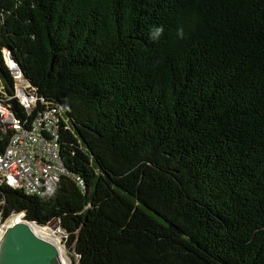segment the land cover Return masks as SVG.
I'll list each match as a JSON object with an SVG mask.
<instances>
[{
  "label": "trees",
  "instance_id": "trees-1",
  "mask_svg": "<svg viewBox=\"0 0 264 264\" xmlns=\"http://www.w3.org/2000/svg\"><path fill=\"white\" fill-rule=\"evenodd\" d=\"M4 52L68 175L2 220H57L71 264H264V0H0L11 94Z\"/></svg>",
  "mask_w": 264,
  "mask_h": 264
},
{
  "label": "built area",
  "instance_id": "built-area-1",
  "mask_svg": "<svg viewBox=\"0 0 264 264\" xmlns=\"http://www.w3.org/2000/svg\"><path fill=\"white\" fill-rule=\"evenodd\" d=\"M3 58L13 88L8 93L0 81V186L43 198L68 175L59 149L60 115L36 94L10 55L4 52ZM6 221L0 211V228Z\"/></svg>",
  "mask_w": 264,
  "mask_h": 264
},
{
  "label": "water",
  "instance_id": "water-1",
  "mask_svg": "<svg viewBox=\"0 0 264 264\" xmlns=\"http://www.w3.org/2000/svg\"><path fill=\"white\" fill-rule=\"evenodd\" d=\"M13 216L22 218L23 215H11ZM30 225L41 228L47 226L22 219L5 229L0 239V264H57L54 246L37 236Z\"/></svg>",
  "mask_w": 264,
  "mask_h": 264
},
{
  "label": "bare ground",
  "instance_id": "bare-ground-1",
  "mask_svg": "<svg viewBox=\"0 0 264 264\" xmlns=\"http://www.w3.org/2000/svg\"><path fill=\"white\" fill-rule=\"evenodd\" d=\"M21 220H22L21 216H16V217L13 216L9 218L0 228V239L7 227L11 226L14 223L21 222ZM30 227L34 230V233L37 236L48 240L54 246L55 249L54 259L57 264H68L63 249L59 243V240L56 237H54V232L52 229H50L49 227H44V228L33 227V225H30Z\"/></svg>",
  "mask_w": 264,
  "mask_h": 264
},
{
  "label": "rangeland",
  "instance_id": "rangeland-1",
  "mask_svg": "<svg viewBox=\"0 0 264 264\" xmlns=\"http://www.w3.org/2000/svg\"><path fill=\"white\" fill-rule=\"evenodd\" d=\"M46 227H49L50 229L53 230L54 232V237H56L59 240V243L63 249V252L65 254L66 260L68 264H71L72 260L71 258L67 255V249L65 248V243H66V237L59 228V224L57 220H52ZM71 255V254H70Z\"/></svg>",
  "mask_w": 264,
  "mask_h": 264
},
{
  "label": "clouds",
  "instance_id": "clouds-1",
  "mask_svg": "<svg viewBox=\"0 0 264 264\" xmlns=\"http://www.w3.org/2000/svg\"><path fill=\"white\" fill-rule=\"evenodd\" d=\"M8 188H9V187H8ZM9 218H11V216L5 218L4 220L6 221V220H8ZM22 219H23V216H22ZM23 220H24V219H23ZM47 225H48V224H47Z\"/></svg>",
  "mask_w": 264,
  "mask_h": 264
}]
</instances>
